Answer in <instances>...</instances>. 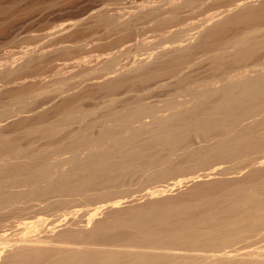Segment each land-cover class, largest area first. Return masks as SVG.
Segmentation results:
<instances>
[{
	"label": "rangeland",
	"instance_id": "rangeland-1",
	"mask_svg": "<svg viewBox=\"0 0 264 264\" xmlns=\"http://www.w3.org/2000/svg\"><path fill=\"white\" fill-rule=\"evenodd\" d=\"M259 122L264 0H0V251L39 219L177 242L264 210Z\"/></svg>",
	"mask_w": 264,
	"mask_h": 264
},
{
	"label": "bare ground",
	"instance_id": "bare-ground-1",
	"mask_svg": "<svg viewBox=\"0 0 264 264\" xmlns=\"http://www.w3.org/2000/svg\"><path fill=\"white\" fill-rule=\"evenodd\" d=\"M250 89L253 90V88ZM252 94L254 96L253 92ZM215 103H213L212 105H210L211 103L206 105H210V107L215 106L213 108L215 111L216 109L222 108V104L220 105L221 102L216 103V105ZM225 104L228 105L227 103ZM218 105L220 106L218 107ZM209 109L210 108H208V110ZM213 109L211 108V110ZM228 112L226 114H228ZM259 124L261 123L259 122L258 125ZM258 125L253 126L257 127ZM253 126L252 128H254ZM261 127L263 129V134L264 124L263 126L259 125V127L255 129L258 130V128L261 129ZM252 128H244V130L242 131L245 135L242 131L240 132L239 135L243 134V136H240L241 139H239V143L243 142L242 140L244 139L242 137H246V135H248V137L252 139L251 141L257 140L259 142H264L262 141L264 140V134H260V130H258L260 131L258 134L257 131ZM251 129L256 132L252 133ZM247 130H251L248 131L251 136L250 134H247ZM256 133L259 135V137L261 135L262 140H260L261 138L258 139V135L254 136V139L252 138V134L256 135ZM245 143L246 142L242 143V145ZM227 147L225 149L230 148L229 145ZM262 162L264 164L263 160ZM26 185L30 186L29 184ZM160 190L161 189H155L154 191H152V194L156 195L157 191L162 193L165 189H162V191ZM119 201H112L111 206L120 205ZM104 206H102V209ZM107 206L110 207L109 204ZM240 207L236 204H230V206L226 210H228L227 214H229L230 216L233 214L231 218L228 216V220L220 218L222 219V222H220L219 217H216L218 219H213L214 221H212L214 223L211 222L212 225L208 224L209 222L207 223L209 225L208 227L205 226L207 229L204 230V228L202 227L204 232L201 231V235H199L200 230L197 226L196 228H198L199 231H196L198 232V234L195 229L193 231V228L195 227L194 225L190 226L193 227L191 229L192 231H190L189 229H187L188 231L186 229L185 231L180 230L181 234L177 235V242H174V240L172 239L167 240V238L166 240H164V236L169 238H172L173 236H163L160 235L161 233H158V235L157 231H152L153 229L150 232L154 234L152 235V237H150L148 235L150 234L148 233L149 230L146 231L143 228H137V234H131L129 239H124V237L122 238V236L124 235H121V232L119 233L115 231V228L117 227L116 225V227H112L113 229L111 228L110 230L109 227L104 228V225L101 227V224L99 225V223L97 225L95 224L97 226H95L96 228H93L94 226L91 225V227L88 228L89 230L87 229V224L86 228L83 226H78L81 227H77L78 229H75L76 227H71L69 228V230L66 229L67 231L65 232L63 231L59 234L55 233L56 235H46V230L43 229V227H45V224H43L44 226L42 227V221L44 219L41 218L42 221L39 219V221L37 220L35 222H26L23 230L21 231V234H19V236H17L16 238L4 239L1 242L2 248L0 251V258L4 256L5 250H8V248H11V246L13 249V246H15L16 248H14L12 254H10V256L8 255V257H4V260L6 259L5 264H7L8 262L10 263V261L11 264H13L12 261H25L29 264H240L243 260V262H246L247 260V264H264V210L256 206H250L247 204L246 207H241L242 209ZM96 208L101 209V207ZM95 210L92 212H95ZM95 214L97 213L95 212L94 214H92L90 219L95 218L97 216ZM216 220L217 223H215ZM188 226H186L185 228H187ZM202 228L200 229L202 230ZM42 229L43 231H45L43 232V234L45 233V235L42 234ZM38 232L41 233L39 234ZM84 236H86V238L83 240L82 237ZM90 236H92V239L90 238ZM125 236L127 237L128 235ZM148 236L151 238H149L150 240H148ZM80 238H82L81 241L79 240ZM203 239H206L208 243H210V246L207 244L203 245L201 243V240ZM260 242L263 243L262 245L258 246L257 244ZM245 258L247 259L245 260Z\"/></svg>",
	"mask_w": 264,
	"mask_h": 264
}]
</instances>
